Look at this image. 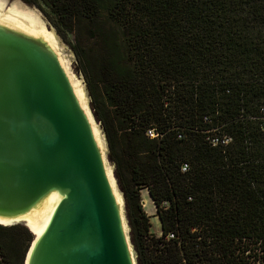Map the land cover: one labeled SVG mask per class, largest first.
I'll use <instances>...</instances> for the list:
<instances>
[{
    "label": "trees",
    "instance_id": "obj_1",
    "mask_svg": "<svg viewBox=\"0 0 264 264\" xmlns=\"http://www.w3.org/2000/svg\"><path fill=\"white\" fill-rule=\"evenodd\" d=\"M41 1L69 30L91 24L100 46L85 64L101 85L109 159L137 240L149 233L145 187L162 237L181 250L211 252L210 264H264V130L254 120L264 102V0ZM210 137L231 141L212 147Z\"/></svg>",
    "mask_w": 264,
    "mask_h": 264
},
{
    "label": "water",
    "instance_id": "obj_2",
    "mask_svg": "<svg viewBox=\"0 0 264 264\" xmlns=\"http://www.w3.org/2000/svg\"><path fill=\"white\" fill-rule=\"evenodd\" d=\"M90 115L104 150L56 53L0 23V221L13 223L0 227L31 235L22 264H137L108 143ZM52 195L58 202L35 238L25 216Z\"/></svg>",
    "mask_w": 264,
    "mask_h": 264
},
{
    "label": "rangeland",
    "instance_id": "obj_3",
    "mask_svg": "<svg viewBox=\"0 0 264 264\" xmlns=\"http://www.w3.org/2000/svg\"><path fill=\"white\" fill-rule=\"evenodd\" d=\"M1 1H5L6 5L8 4V6L15 4L24 10H32V12L37 13L42 18V20H44L46 27L50 31L55 32L60 49L64 55L70 59L71 68L69 67V69L74 74L73 76L82 78L83 86L86 92L85 95L87 97L86 99L88 100V108L94 117L95 122L100 123L103 127V122L100 117L102 116L103 111L100 112L98 110L99 98L101 97V85L97 84L95 79H92L89 69L85 64L86 56L92 55L91 57L94 58L95 55H99L101 53L100 46L94 39H91L90 35L88 34L87 29L91 24H79L77 26L74 25L72 30H69L65 23L60 20L58 14L41 0H32V3L25 2L24 0ZM96 69L97 68L93 69L94 72L97 71ZM147 136L149 138H154L156 137V134L152 130H149L147 131ZM107 159L111 164H114L109 159V154H107ZM114 176L119 190L124 195L129 238L137 255V264H142V262H144L146 258H149L151 255L161 256L163 253L162 251H165L164 244L167 242V240L160 239V242L155 243V240L161 235V229L158 219H156V208L153 202L150 201L149 196H147L148 190L145 187H140L138 189V203L147 219L149 233L148 235L143 236L140 240H137L131 218L129 217L127 211V203L124 191L115 172ZM156 224H158V226ZM31 239V235L22 226H14L10 228L2 227V230L0 231V244L3 247L2 254L4 255L8 264H22L25 250ZM176 242L179 251V246L182 244L179 241ZM158 251H160V253Z\"/></svg>",
    "mask_w": 264,
    "mask_h": 264
},
{
    "label": "bare ground",
    "instance_id": "obj_4",
    "mask_svg": "<svg viewBox=\"0 0 264 264\" xmlns=\"http://www.w3.org/2000/svg\"><path fill=\"white\" fill-rule=\"evenodd\" d=\"M0 23L10 28L19 30L32 37L41 38L56 53L60 65L65 71L81 107L84 109L85 113L87 114L91 122L92 130L94 133V137L97 141V144L101 148V150H104L105 145L103 143V139L100 136L99 131L95 127L94 121L88 109L87 99L85 95L86 92L84 86L81 83L82 80L78 79L76 76L74 77L73 76L74 74L69 69V67L71 68L70 59L66 57L62 52V50L60 49L55 32L50 31L46 27L44 20H42V18L37 13L32 12V10H24L15 4L8 6V4L6 5L5 1H1V0H0ZM105 168L110 184L113 188L115 198L122 208V197L119 191L117 190L115 182L113 180L112 169L109 167L107 163H105ZM147 196H149L148 193ZM57 202H58L57 198L52 195L45 201L43 208H41V210L37 212L33 211L29 213L27 216H25L26 222L24 223V225L28 227V229L33 233L35 238H37L41 234ZM0 223L3 225L13 224L12 221H0ZM158 223L160 226L159 219H158ZM156 225L158 226V224ZM124 228L127 233L125 222H124Z\"/></svg>",
    "mask_w": 264,
    "mask_h": 264
},
{
    "label": "built area",
    "instance_id": "obj_5",
    "mask_svg": "<svg viewBox=\"0 0 264 264\" xmlns=\"http://www.w3.org/2000/svg\"><path fill=\"white\" fill-rule=\"evenodd\" d=\"M227 93H228V92H227ZM254 120H255L256 122H258V125H259L260 129H261V130H264V102H263V104H261V105H259V106L257 107V117H255ZM154 138H155V137H154ZM207 140H208L209 144H210L212 147H215V146H217V145L226 146V145L229 144L230 141H231L230 138H228V137H223V138H221V139H217V138H215V137H210V138H208ZM187 170H188L187 165H186V164H182V165H181V168H180V172H181V173H186ZM159 238H160L161 240H163V239L167 240V242H166L165 244H168V245H169V244H170V245L173 244V245H175V246L177 247L176 243L173 242V241H175L177 238L174 237L173 235H168V236H165V237H162V235H160V236L158 237V239H159ZM165 244H164V247H167V246H165ZM196 247H198V245H197ZM179 248H180L179 251H183V250H181L182 245H180ZM179 251L177 250V251L175 252V255H176L177 258H182V256H180V254L177 255V252H179ZM158 252L160 253V251H158ZM162 252H163L162 255H164L166 251H162ZM196 252H202V253L199 254V255H195V256L191 257V258H190V261H189L187 264H210V263H211V259L208 258L209 256L212 255L211 252H205V251H200V250H197ZM165 259H166V258H165ZM172 259H173V258H170V260H172ZM167 260H168V259H167ZM170 260H169V261H170ZM247 260H248V261H251L252 259L247 258ZM168 263H170V264H179V263H176V262H175V263H174V262H168ZM168 263H165V264H168ZM182 264H184V263H182ZM256 264H259V262L256 261Z\"/></svg>",
    "mask_w": 264,
    "mask_h": 264
},
{
    "label": "flooded vegetation",
    "instance_id": "obj_6",
    "mask_svg": "<svg viewBox=\"0 0 264 264\" xmlns=\"http://www.w3.org/2000/svg\"><path fill=\"white\" fill-rule=\"evenodd\" d=\"M187 239H194V238L193 237H188ZM169 245L165 244V246H167V247H169ZM167 253L168 252H165L166 255H168ZM201 253L202 252H196V251H179V252H177V255L180 254V256H182V258H177L176 255H175V252H174V253H172L173 256H174V257H172L173 258L172 260L169 261V260L165 259V257L164 258L160 257L161 259H159L158 261L162 262L164 264L168 263V262H174V263L176 262V263H179V264H182V263L187 264L190 261L191 257H193L195 255H199Z\"/></svg>",
    "mask_w": 264,
    "mask_h": 264
},
{
    "label": "crops",
    "instance_id": "obj_7",
    "mask_svg": "<svg viewBox=\"0 0 264 264\" xmlns=\"http://www.w3.org/2000/svg\"><path fill=\"white\" fill-rule=\"evenodd\" d=\"M150 198V197H149ZM151 200V199H150ZM151 202H152V200H151Z\"/></svg>",
    "mask_w": 264,
    "mask_h": 264
}]
</instances>
